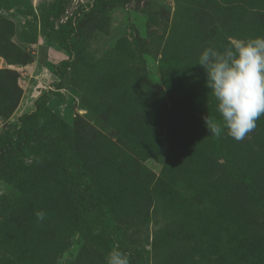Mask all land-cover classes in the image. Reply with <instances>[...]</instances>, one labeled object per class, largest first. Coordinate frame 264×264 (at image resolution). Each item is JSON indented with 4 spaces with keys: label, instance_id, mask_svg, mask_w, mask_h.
<instances>
[{
    "label": "rangeland",
    "instance_id": "obj_1",
    "mask_svg": "<svg viewBox=\"0 0 264 264\" xmlns=\"http://www.w3.org/2000/svg\"><path fill=\"white\" fill-rule=\"evenodd\" d=\"M258 36L264 0H0V264H264V116L210 135L196 64Z\"/></svg>",
    "mask_w": 264,
    "mask_h": 264
},
{
    "label": "clouds",
    "instance_id": "obj_2",
    "mask_svg": "<svg viewBox=\"0 0 264 264\" xmlns=\"http://www.w3.org/2000/svg\"><path fill=\"white\" fill-rule=\"evenodd\" d=\"M206 72V86L216 101L221 120L204 117L210 132L220 138L225 130L236 141H242L264 116V37L233 40L219 50L208 46L198 63ZM38 220L44 213L38 212ZM106 264H130L129 253L118 247L105 257Z\"/></svg>",
    "mask_w": 264,
    "mask_h": 264
},
{
    "label": "trees",
    "instance_id": "obj_3",
    "mask_svg": "<svg viewBox=\"0 0 264 264\" xmlns=\"http://www.w3.org/2000/svg\"><path fill=\"white\" fill-rule=\"evenodd\" d=\"M60 62H61V63H59L60 65H65L67 60H62ZM57 74H58V76L60 78L59 80H62L63 79V74L58 72V71H57ZM44 108H46V107H44L43 104L41 105L40 102L36 101V108L33 111H31L30 113L25 114L24 117L22 118V120L23 119H27V118H29L31 120L39 118L42 126L47 130L46 127H47V124H48L49 120L46 119V117L48 115H45V113L43 111ZM13 131H14L13 134H15L16 137H18L21 134L22 131H24V134L22 136L20 135V138H17L15 141H13L11 138L8 139L5 136H0V143H1L2 140H4V142H9L10 144L14 143V144H16V146H20L21 148H26L29 140H31V132H30V130L27 127L23 128L22 126H20L19 128L16 127V129H14ZM23 140H25V144L26 145L22 144Z\"/></svg>",
    "mask_w": 264,
    "mask_h": 264
}]
</instances>
